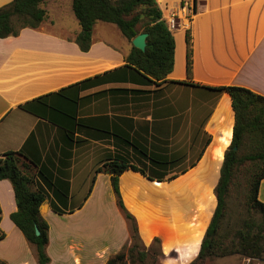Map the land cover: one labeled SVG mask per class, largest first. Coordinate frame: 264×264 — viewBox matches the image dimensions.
I'll return each mask as SVG.
<instances>
[{
	"label": "crops",
	"instance_id": "crops-1",
	"mask_svg": "<svg viewBox=\"0 0 264 264\" xmlns=\"http://www.w3.org/2000/svg\"><path fill=\"white\" fill-rule=\"evenodd\" d=\"M12 1L0 0V7ZM157 2L167 23L172 16H176L179 23V28L172 31L176 41L175 64L167 80H188L186 32L190 28L192 81L195 84L209 87L239 85L264 95V0ZM186 3L195 7V11L190 13L188 8L185 9ZM65 5L63 0H46L42 6L47 10V17L38 28L26 27L17 36L0 37V157L8 151L22 150L29 160L38 165L39 169L32 172L38 187L47 190L50 187L48 180L40 173L42 171L53 182L68 184L70 188L67 207L61 206L65 213L54 211L50 199L40 207L41 215L50 225L47 247L50 264L55 260L51 253L54 240L51 220L55 218L54 214L66 220L81 216L89 202L98 196L102 183L112 187L110 174L96 173L102 162L119 155H139L125 145H117L114 132L136 139H160L166 137L162 134L163 122L176 128L177 117L182 114L178 107L188 108L187 114L191 116L186 122V138L191 142L187 160L193 156L196 160L203 150L196 165L168 182L150 180L132 169L120 177L123 200L125 204H130L126 206L140 222L148 220L149 226H153L169 221L180 231L184 224H191L193 210H201L198 198L202 195L211 166L207 157L212 156V145L216 137L221 136V129L233 131L235 120L228 93L176 83L167 84L160 90L156 85L112 82L81 92L80 96L85 97L107 90L81 101L79 116L87 118L94 128L90 129L89 137L84 132L75 135V140L86 139L82 143L69 139L66 132L51 120L23 109V104L35 98L123 66L131 52L132 41L127 38L121 43L111 40L109 32L112 30L116 34L115 28L111 29L109 24L98 26L100 21L94 27L91 49L82 51L75 42L81 27L80 24L74 26V21H79L77 17V20L70 17L72 10L67 11ZM115 88H138L151 92L136 96L128 91L110 90ZM178 88L191 97L179 100L176 92L173 93ZM208 104L211 109L207 114L205 107ZM55 117L63 119L57 113ZM104 127L109 129L108 133L103 131ZM208 138L211 141L206 144ZM222 164L223 159L220 170ZM137 173L148 181V185L137 177ZM219 178L220 173L217 183ZM185 182L189 183L186 190L177 187ZM151 183H164L166 187ZM49 192L54 197L52 191ZM84 195L85 205H73L80 202ZM179 195L185 200L180 207L177 205ZM259 198L264 202V179ZM16 210L17 202L11 182L0 179V234H5L0 238V261L6 264H37L35 247L11 219ZM82 224L86 228L87 221L84 220ZM80 225L81 221L77 219L63 224L62 241L65 245L64 249L62 247L63 254L58 257L59 264H81L80 260L84 257L81 247L89 249L88 257L92 252H97L96 248L92 250V245L78 238ZM150 229L148 227L141 231L145 239L150 235L152 238L161 236ZM76 243L80 246L75 247L73 244Z\"/></svg>",
	"mask_w": 264,
	"mask_h": 264
},
{
	"label": "trees",
	"instance_id": "trees-1",
	"mask_svg": "<svg viewBox=\"0 0 264 264\" xmlns=\"http://www.w3.org/2000/svg\"><path fill=\"white\" fill-rule=\"evenodd\" d=\"M45 1L13 0L0 7V37L17 36L26 27L38 28L47 17V10L42 6ZM72 8L81 27L75 42L82 51L87 52L91 49L94 27L98 21L115 24L130 41L138 34L147 32L149 35L146 50L142 51L132 46L123 66L83 79L57 92L35 98L23 104L22 108L39 117L51 120L66 132L69 139L82 143L86 139L75 140V135L84 132L89 137L90 129L94 128L87 118L79 116L81 101L107 91H100L85 97L80 96L85 90L112 82H129L139 86L156 85L160 87V90H163L167 84L176 83L197 86L217 93H228L235 117L233 131L221 129V136L216 137L227 147L226 150L212 149V154L223 159V164L219 181L214 189L215 200L210 215L203 224L196 228L190 241L200 246L193 263L231 254L260 257L264 253L261 244L264 239V202L259 198L261 183L264 179V95L239 85L209 87L195 84L192 81L190 28L186 32L188 80H167L175 64L176 41L163 18V11L157 0H72ZM195 9L194 7L193 10ZM110 90L128 91L136 96L151 92L138 88ZM56 113L63 116V119H56ZM104 129L103 131L108 133L109 129L106 127ZM113 134L117 145H125L132 151L138 152L139 155H119L109 158L102 162V166H99L96 171V173L105 172L111 175L117 205L131 223L132 245L127 252H120L111 257L107 264H126L128 260L142 263L149 260L150 264H160L159 253L153 250V245L148 248L140 246L141 238L136 216L125 205L121 193L120 177L125 171L132 169L153 181H171L186 173L189 167H194L196 160L202 156L203 150L196 160L190 162L188 167L169 175L175 166L185 161V154L170 156L161 138L159 139L160 144L152 148L146 145L148 139L126 137L119 132ZM162 134H164L163 128ZM210 141L211 138H208L206 144ZM27 159L22 150L6 152L0 157V179L9 180L14 189L17 210L12 213L11 219L23 232L27 241L35 247L38 264H50L51 257L47 252L50 225L41 215L40 207L50 199L54 211L59 214L65 213L61 206L67 207L70 188L68 184L53 182L40 171L50 183L49 190L54 195L52 197L49 190L37 186L32 172L37 170L38 165ZM248 163L251 164L252 170L247 200L250 208L259 212L263 220L258 224L246 223L237 229L235 236L239 241L236 242L233 239L231 244L225 246L224 241L227 234L223 231V225L228 216L229 196L237 172ZM204 192L203 190V196ZM37 227L40 230L39 235L36 233ZM4 235L0 234V238ZM153 241L160 243V238L155 237ZM0 264L6 263L0 261Z\"/></svg>",
	"mask_w": 264,
	"mask_h": 264
},
{
	"label": "rangeland",
	"instance_id": "rangeland-1",
	"mask_svg": "<svg viewBox=\"0 0 264 264\" xmlns=\"http://www.w3.org/2000/svg\"><path fill=\"white\" fill-rule=\"evenodd\" d=\"M63 2L67 4L65 5L68 8L67 11H69V9L72 10V13H69L70 17L74 20H77L72 9V0H63ZM51 3L54 2L52 1ZM48 7L49 9L51 8L50 5ZM78 24L79 23L74 21V26H77ZM98 24V26L109 24V26H112L111 29L115 28L114 30H116L117 33L115 34L112 30H110V34L108 37L116 43L119 41L121 43L126 39V37L122 35V33L115 24L106 23L104 21H100ZM175 92L179 100L191 97V95L187 94L186 91L182 92L180 88H178V90L174 91L173 93L175 94ZM168 93H170V91H168ZM187 109L188 108L184 106L178 107V110L182 114L177 117L178 125L176 126V128L171 126L168 122H163V135H166V137L162 136L161 139L163 140V142H165L164 145L168 148L169 155H174V152H177V154L186 155L185 161H183L182 163L180 162V164L175 166L169 172V175L175 172H179L185 167H188L190 162L196 158H194L193 156L191 160H187V151L191 142L188 138H186V122L191 116L190 114H187ZM210 109L211 105L208 104V107H205V111L207 114ZM195 127L198 128L199 126L195 125ZM171 135L173 136L172 138L169 137ZM144 141L145 140H143V142ZM157 144H160V140L156 138L148 139V143L146 145L153 148V146ZM226 148L227 147L223 144V142L218 139H215L212 145V149H217L220 151H224L226 150ZM207 160L212 164L210 163L211 166L208 170L207 179L204 185V196L199 195L198 198L201 202L202 207L200 211L196 208L193 210L194 218L191 224H184V229L181 228V230L178 231L175 227L169 224V221L165 224L159 223L154 224L153 226H149L150 222L148 220H142V222H140L139 219L136 217L141 238L140 246L142 248H148L153 245V250L159 253L158 260L160 264H264V253L260 257H249L246 254L215 256L213 258L206 259L203 262L193 263L199 252V244L190 243V241L196 232V228L199 225L203 224L205 222V219L207 220L208 216L210 215L215 200L214 189L217 183L218 175L220 173L221 159L212 154V156L208 155ZM251 170L252 166L249 163L242 166L237 172V175L234 179L231 193L229 196L228 216L223 225V231L227 234V237L224 241L225 246L231 244L233 239L236 242L239 241L238 238H236L235 236V232L237 229L244 226L246 223L258 224L263 220V217L259 212H256L255 210L250 208L247 200ZM137 177L143 183H145V185L148 183V181L142 175L137 173ZM185 179L186 177L181 179V182H183ZM102 184L103 185L99 187L98 196L93 198L88 205L86 204V210L84 211V213H82L81 216L79 215L73 218L71 217L72 219L70 218L66 220L61 216L54 214L55 218L51 220L53 223L52 237L54 239L51 247V253L55 258L53 264H59L60 260L58 257L64 252L63 249L65 244L62 241L64 235L63 224H66V222L75 221L76 219L78 221H81V234H79L80 237L78 238L86 241L88 245H92V250L95 248L97 250L96 253L92 252L91 257H88L89 249L81 247V254L84 256L83 259L80 260L81 264H107V261L111 257H114L120 252H127L128 248L132 245L133 240L131 233V223L125 218L124 214L119 209L115 193L112 190V187H110V184ZM151 184L154 186L166 187L164 183H157V185H155V183ZM188 184V182H185L182 184V186L178 185L177 187H182L180 189L184 191L186 190L185 188ZM178 197L179 198L177 205L180 207L181 204L185 203V200H183L181 195H179ZM81 198L82 200L80 202L75 203L73 205L80 206L84 204L85 195ZM180 199H182V201ZM126 204L127 206H130L129 203ZM84 220L87 221L86 228L85 226L84 228L82 227V223ZM148 227L151 228V231L160 233L161 236H158L160 238V243H154L153 241L154 238L157 236L152 238V235H150L148 239H145L143 237L141 231L144 229L146 230V228ZM256 230L257 229L255 228V231ZM166 232L169 233L167 234ZM165 233L166 235H164ZM65 238L66 237H64V240ZM261 244L264 249V239ZM73 245L75 247L76 245L80 246L78 243ZM36 256L37 254L35 253V257ZM126 264H150V261L148 260L142 263L140 261L131 262L130 260H128Z\"/></svg>",
	"mask_w": 264,
	"mask_h": 264
},
{
	"label": "water",
	"instance_id": "water-1",
	"mask_svg": "<svg viewBox=\"0 0 264 264\" xmlns=\"http://www.w3.org/2000/svg\"><path fill=\"white\" fill-rule=\"evenodd\" d=\"M148 35L149 34L147 32H143V33L138 34L132 40L133 46H135L136 48H138V49H140L142 51H145L146 50V47H147V38H148ZM156 182H160V181H156ZM36 233H37V235L40 234V230H39L38 227L36 228Z\"/></svg>",
	"mask_w": 264,
	"mask_h": 264
},
{
	"label": "built area",
	"instance_id": "built-area-1",
	"mask_svg": "<svg viewBox=\"0 0 264 264\" xmlns=\"http://www.w3.org/2000/svg\"><path fill=\"white\" fill-rule=\"evenodd\" d=\"M188 8V10L190 11V13L194 12L193 10V6H190L188 3H186L185 9ZM168 27L171 31H175L179 28V23L177 20L176 16H172L169 20H168Z\"/></svg>",
	"mask_w": 264,
	"mask_h": 264
}]
</instances>
